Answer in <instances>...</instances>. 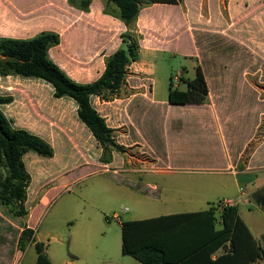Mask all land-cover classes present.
Listing matches in <instances>:
<instances>
[{"label": "rangeland", "instance_id": "374dc122", "mask_svg": "<svg viewBox=\"0 0 264 264\" xmlns=\"http://www.w3.org/2000/svg\"><path fill=\"white\" fill-rule=\"evenodd\" d=\"M70 11L68 0H0V36L30 38L41 31L57 32L60 44L52 48L51 57L66 70L73 60L65 54ZM154 11L159 14L162 9ZM148 59L154 71L151 99L167 102L170 77L182 68L187 70L186 78L194 76L193 64L172 52H158ZM51 92L49 85L37 79L0 76V95L13 98L10 105L2 107L11 125L37 130L53 149L51 158L32 151L22 157L30 176L23 203L25 215L19 216L13 208L0 203V264H34L33 247L27 244L21 250L16 245L18 233L26 224L44 244L50 264H138L120 251L122 221L143 219L163 206L171 212L206 209L209 205L218 209L222 198L236 192L231 175L214 161L189 163L176 175L152 171L167 165L152 135H162L161 106L137 99L126 107L121 141H135L140 147L119 144L113 130L114 141L121 149L103 152L86 128L77 127L75 103L66 98L55 101ZM236 92L239 91L232 94ZM118 93L119 90L114 97ZM91 105L100 116L107 115L109 126L120 124L118 113L110 111L118 106L116 103ZM231 110H235L233 106ZM176 115L187 121L181 132L206 148L209 143L205 142V118L180 111ZM224 138L228 140L225 131ZM148 184L158 188L153 191ZM195 196L200 199L194 206L174 200ZM41 199L43 203L39 205Z\"/></svg>", "mask_w": 264, "mask_h": 264}, {"label": "crops", "instance_id": "0c3cea01", "mask_svg": "<svg viewBox=\"0 0 264 264\" xmlns=\"http://www.w3.org/2000/svg\"><path fill=\"white\" fill-rule=\"evenodd\" d=\"M138 1L137 16L129 25L111 13L114 6L106 0H91L85 11L69 5L71 11L66 22L65 54L73 60L63 70L51 57L52 48L58 45L49 49V57L73 81L90 83L103 72L105 59L123 47V35L135 38L138 58L126 67L125 82L119 93L113 100L106 102L93 96L91 104L118 105L111 107L110 111L115 115L118 113L120 124L107 126L117 133L115 138H119L118 143L125 147L139 145L135 141H121L125 134L124 109L137 99L154 107L161 106L164 112L162 135H152L162 150L161 160L167 165L152 171L176 175L182 173V166L185 168L189 163L208 160L222 164L223 172L231 175L236 192L222 198L220 202L229 200L230 206L237 208L240 219L264 252V0H181L176 4ZM157 8L162 9L159 14L154 11ZM158 52H172L191 62L194 76L196 67L201 69L208 90L202 104H170L165 100L150 98L154 71L148 58H153ZM80 59L83 60L81 64ZM186 72L182 68L179 74L170 77L174 88L186 89V81L194 77L186 78ZM233 91L239 92L232 94ZM232 106L235 110H231ZM179 111L205 118V142L209 143L206 148L200 147L199 143L181 132V126L187 121L176 115ZM74 116L77 127L85 128L77 119L75 104ZM102 117L107 123V115ZM22 129L45 139L37 130ZM224 131L228 142L224 138ZM87 133L91 135L89 131ZM169 163L178 164L179 167L172 168ZM148 187L153 191L158 188L154 184H148ZM159 191L161 193V189ZM199 199V196L174 198L175 201H184L188 206L197 205ZM40 203H43L42 199ZM210 206L179 212L168 211L169 207L163 206L143 219L199 212ZM220 210L219 207L216 209L218 214ZM221 252L222 249H218L212 258ZM258 263L264 264V260Z\"/></svg>", "mask_w": 264, "mask_h": 264}, {"label": "trees", "instance_id": "16d2710c", "mask_svg": "<svg viewBox=\"0 0 264 264\" xmlns=\"http://www.w3.org/2000/svg\"><path fill=\"white\" fill-rule=\"evenodd\" d=\"M91 0H68L69 5L85 11ZM148 3L176 4L181 0H145ZM114 6L111 12L125 25L138 13V0H106ZM60 37L53 31H41L30 38L0 36V76L15 75L48 84L55 99L68 98L76 105V116L90 132L103 152L120 150L104 118L91 105V97L109 101L125 82L126 67L138 58V43L123 35V47L104 61L101 75L90 83L73 81L48 55ZM179 90L170 81L167 101L170 104L200 105L207 97V87L199 67L195 76ZM10 95H0V203L11 207L17 215H25L23 203L30 176L22 157L29 151L51 158L52 147L42 138L22 128H14L2 111L12 103ZM121 253L139 264H259L264 252L240 219L235 206H227L216 214V208L191 213H176L142 220H126L120 224ZM29 244L36 254L34 264H50L45 246L35 239L34 230L23 227L16 245L22 250ZM218 249L222 252L212 258Z\"/></svg>", "mask_w": 264, "mask_h": 264}, {"label": "built area", "instance_id": "2783aa9c", "mask_svg": "<svg viewBox=\"0 0 264 264\" xmlns=\"http://www.w3.org/2000/svg\"><path fill=\"white\" fill-rule=\"evenodd\" d=\"M230 203L231 202L229 200H223V201L219 202L218 207L222 209L224 207L230 206Z\"/></svg>", "mask_w": 264, "mask_h": 264}]
</instances>
